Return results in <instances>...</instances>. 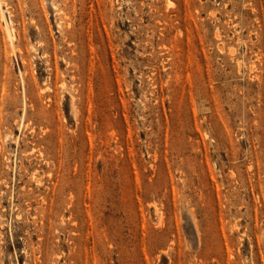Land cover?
<instances>
[{"label": "rangeland", "instance_id": "1", "mask_svg": "<svg viewBox=\"0 0 264 264\" xmlns=\"http://www.w3.org/2000/svg\"><path fill=\"white\" fill-rule=\"evenodd\" d=\"M0 264H264V0H0Z\"/></svg>", "mask_w": 264, "mask_h": 264}, {"label": "bare ground", "instance_id": "2", "mask_svg": "<svg viewBox=\"0 0 264 264\" xmlns=\"http://www.w3.org/2000/svg\"><path fill=\"white\" fill-rule=\"evenodd\" d=\"M9 30V29H8ZM10 31V30H9ZM9 33V32H8ZM10 35V34H9Z\"/></svg>", "mask_w": 264, "mask_h": 264}]
</instances>
